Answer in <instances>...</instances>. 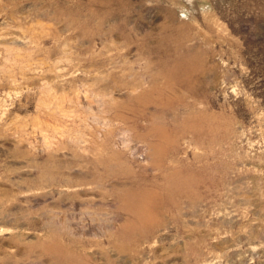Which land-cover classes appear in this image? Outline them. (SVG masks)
Returning <instances> with one entry per match:
<instances>
[{"label": "rangeland", "instance_id": "374dc122", "mask_svg": "<svg viewBox=\"0 0 264 264\" xmlns=\"http://www.w3.org/2000/svg\"><path fill=\"white\" fill-rule=\"evenodd\" d=\"M0 264H264V0H0Z\"/></svg>", "mask_w": 264, "mask_h": 264}]
</instances>
